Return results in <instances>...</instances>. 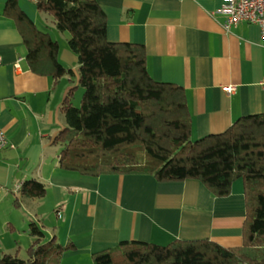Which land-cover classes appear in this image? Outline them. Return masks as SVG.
Wrapping results in <instances>:
<instances>
[{"label": "crops", "instance_id": "obj_1", "mask_svg": "<svg viewBox=\"0 0 264 264\" xmlns=\"http://www.w3.org/2000/svg\"><path fill=\"white\" fill-rule=\"evenodd\" d=\"M6 1L0 0V127L9 146L0 152V257L33 244L32 222L45 232V241L55 237L74 245L60 264H95V254L125 241L168 245L208 239L226 248L241 246L247 216L241 179L230 195L217 197L197 179L88 176L61 167L60 146L53 142L66 127L60 107L79 85V60L68 47L69 34L58 30L59 60L74 76L55 81L32 71L20 29L4 15ZM18 1L37 27L50 20L34 1ZM97 1L107 16V39L143 45L151 77L184 88L192 140L264 113V39L258 26L242 23L226 31L224 19L212 14L219 0ZM31 180L46 186L43 197H24L16 189Z\"/></svg>", "mask_w": 264, "mask_h": 264}, {"label": "trees", "instance_id": "obj_2", "mask_svg": "<svg viewBox=\"0 0 264 264\" xmlns=\"http://www.w3.org/2000/svg\"><path fill=\"white\" fill-rule=\"evenodd\" d=\"M69 34L79 60V85L60 109L66 127L54 138L62 168L82 175L151 174L159 181L197 179L217 197L230 195L243 180L247 216L244 241L226 248L203 239H176L168 245L125 241L94 255L95 264H264V113L237 120L220 134L192 140V116L184 88L154 80L143 45L110 42L107 16L97 0H31ZM4 15L20 29L28 67L59 80L74 76L59 60L60 45L32 22L18 0H7ZM82 89L80 106L74 105ZM21 193L41 198L46 186L26 181ZM28 259L3 254L0 264H60L74 248L34 222Z\"/></svg>", "mask_w": 264, "mask_h": 264}, {"label": "built area", "instance_id": "obj_3", "mask_svg": "<svg viewBox=\"0 0 264 264\" xmlns=\"http://www.w3.org/2000/svg\"><path fill=\"white\" fill-rule=\"evenodd\" d=\"M220 6L212 14L224 19L223 27L229 31L232 27L242 23L253 24L259 27L264 39V0H219ZM2 58L0 57V65ZM264 85V82H263ZM234 88H228L232 91ZM9 146L5 132L0 127V152ZM18 191L21 186H17Z\"/></svg>", "mask_w": 264, "mask_h": 264}, {"label": "rangeland", "instance_id": "obj_4", "mask_svg": "<svg viewBox=\"0 0 264 264\" xmlns=\"http://www.w3.org/2000/svg\"><path fill=\"white\" fill-rule=\"evenodd\" d=\"M42 16L45 19L46 18H50V20H49L50 22L49 21L46 22L45 20H44L43 24H42V22H39L40 24L38 25V28L41 29V30H43V31H45V32H49L54 39H59L60 41H62L61 40L62 39V34L58 31V29L56 28L55 24H53V22H51V21H53L52 20L53 17L50 16V15H48V14H46V13H43ZM43 25H46L47 28L45 26H43ZM74 79H75L74 82H79V76H78V74L74 77ZM76 85H78V84H76ZM82 95H83L82 89H80V94H79V92H77L75 94V98L73 100V103H74L75 106H77V107L80 106V101H81ZM27 249H28V246H25L24 245L19 250L18 256L21 259H24V260H27L28 259Z\"/></svg>", "mask_w": 264, "mask_h": 264}]
</instances>
